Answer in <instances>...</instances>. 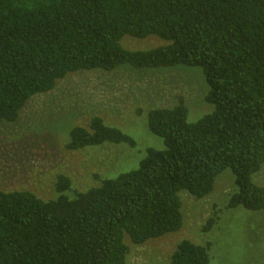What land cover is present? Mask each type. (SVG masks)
I'll list each match as a JSON object with an SVG mask.
<instances>
[{
    "label": "trees",
    "instance_id": "obj_1",
    "mask_svg": "<svg viewBox=\"0 0 264 264\" xmlns=\"http://www.w3.org/2000/svg\"><path fill=\"white\" fill-rule=\"evenodd\" d=\"M156 37L146 51L124 37ZM184 66L202 71L210 114L188 122L181 100L147 113L164 149L134 170L76 191L58 176L55 197L0 191V264H126L141 246L178 232L181 193L210 195L226 170L235 192L225 209L264 211V0H0V123H14L33 97L81 71ZM135 146L93 117L73 127L68 151ZM210 220L205 230L212 226ZM209 247L179 242L170 264H209Z\"/></svg>",
    "mask_w": 264,
    "mask_h": 264
},
{
    "label": "rangeland",
    "instance_id": "obj_2",
    "mask_svg": "<svg viewBox=\"0 0 264 264\" xmlns=\"http://www.w3.org/2000/svg\"><path fill=\"white\" fill-rule=\"evenodd\" d=\"M166 43L156 37H124L122 47L146 51ZM208 87L199 68L177 66L134 69L122 66L112 72L99 70L70 74L55 88L30 99L14 123H0V191L27 190L43 200L55 197L58 176L69 178L76 191L96 186L134 170L148 149H164L151 134L147 113L172 108L179 101L188 108V122L210 114ZM93 117L130 137L135 146L104 144L68 151L73 127L88 128ZM264 186V165L253 176ZM235 192L230 170L216 180L213 192L203 199L181 193V229L144 245L129 241L126 264H170V256L183 240L209 247V264H264V211L226 210ZM212 226L208 230L209 221Z\"/></svg>",
    "mask_w": 264,
    "mask_h": 264
}]
</instances>
